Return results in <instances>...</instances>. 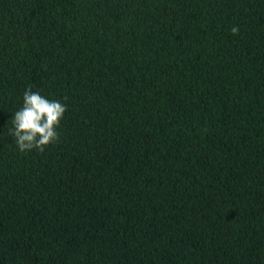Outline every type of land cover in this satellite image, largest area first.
Instances as JSON below:
<instances>
[{
  "label": "trees",
  "instance_id": "16d2710c",
  "mask_svg": "<svg viewBox=\"0 0 264 264\" xmlns=\"http://www.w3.org/2000/svg\"><path fill=\"white\" fill-rule=\"evenodd\" d=\"M0 264H264V0H0Z\"/></svg>",
  "mask_w": 264,
  "mask_h": 264
},
{
  "label": "clouds",
  "instance_id": "9594fccd",
  "mask_svg": "<svg viewBox=\"0 0 264 264\" xmlns=\"http://www.w3.org/2000/svg\"><path fill=\"white\" fill-rule=\"evenodd\" d=\"M230 31L239 33L233 26ZM67 112L66 104L59 100H49L39 92L32 91L31 86L24 92L23 106L16 111L10 135L14 136L21 152L38 150L44 152L50 145L60 140L61 121Z\"/></svg>",
  "mask_w": 264,
  "mask_h": 264
}]
</instances>
